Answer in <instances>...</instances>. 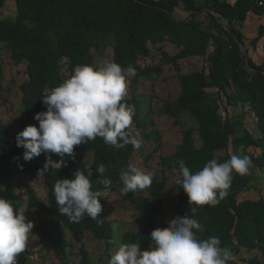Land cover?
Wrapping results in <instances>:
<instances>
[{"label": "trees", "instance_id": "trees-1", "mask_svg": "<svg viewBox=\"0 0 264 264\" xmlns=\"http://www.w3.org/2000/svg\"><path fill=\"white\" fill-rule=\"evenodd\" d=\"M6 1L0 0V10ZM14 1L16 16L13 19L0 17V71L3 68L2 49L6 46L13 63L24 66L25 79L19 85L22 94L19 119L8 123L0 120V198L11 201L15 208L20 209L14 185L4 186L5 181H11L9 177L12 172L43 181L48 203L36 195L31 184L26 185L31 196L30 205L40 209L35 231L43 247L59 257L72 254L75 264H94L84 240L86 234L90 233L106 244L107 254L114 239V220L108 217L107 202L101 192L121 189V170H127L129 165L138 167L133 162L137 150L132 144L117 149L97 137L77 146L75 159L65 156L67 164L60 170L49 169L41 173L45 155L24 162L23 148L17 147L15 142L16 135L26 126H38L34 115L43 111V94L69 78L77 65L96 67L95 51L110 41L113 48L111 60L126 71L134 69L125 98L126 103L134 107L132 135L139 132V136L151 142H159L161 134L153 119L144 115L145 111L148 115V110L138 93L140 78L149 77L152 73L161 74L165 64H172L179 71L181 60L203 59L200 69L178 75L181 88L177 99L180 108L178 114L193 117L197 127L184 128L181 143L175 151L161 158L163 174L158 176L154 171L156 176L153 183L145 189L144 205L138 206L135 192L123 195L124 200L135 204L137 210H142L143 227L136 232H124L121 244L139 243L143 249H148L152 230L167 226L166 220L157 223V217L163 214L166 203L173 206L176 213L172 219L193 215L191 208L194 205H189L182 186H169L165 176V171L178 168L179 160L183 159L190 171L196 172L213 158L223 163L232 155H237L249 158L250 167L260 173L262 186L259 188L254 183L250 169L243 176L234 172L228 195L219 204L196 206L194 218L204 226L203 233H199L198 237H219L221 246L228 247L233 258L241 261L237 263L233 259L229 264H264V71L256 72L264 63H256L248 53L245 64L242 62L239 42L244 44V35L236 27L250 12L263 13L264 0H204L203 3L197 0ZM258 1H263V5L259 6ZM179 11L188 13V17H179ZM194 14L197 15L184 23ZM202 16L203 19H200ZM209 18L212 19L210 24L206 21ZM223 21L232 31L224 27ZM263 32L264 27L260 28L252 45L258 42ZM164 42L173 45L177 51L173 55L162 51L160 64L142 63V59L150 56L151 46L157 47ZM1 98L3 103L8 102L0 91ZM169 106L170 103H167ZM172 113L176 123H179V115ZM81 146L94 153L90 179L93 182L92 190L100 193L102 212L97 219L85 217L74 222L59 213L53 185L59 179L72 178L77 169L87 166ZM156 151L154 147L149 157ZM149 157L145 159L146 162ZM52 158L60 159L55 154ZM99 164H104L106 168L103 176L95 172ZM104 177L113 182L107 189L100 183ZM169 188L175 190V200L169 195ZM252 190H258V199H240L242 194ZM25 216L28 220H35L28 214ZM255 250L261 252L262 258L241 256L243 251ZM19 261L25 264L24 253L19 255Z\"/></svg>", "mask_w": 264, "mask_h": 264}, {"label": "clouds", "instance_id": "clouds-1", "mask_svg": "<svg viewBox=\"0 0 264 264\" xmlns=\"http://www.w3.org/2000/svg\"><path fill=\"white\" fill-rule=\"evenodd\" d=\"M125 71L110 59H104L96 67L77 65L69 78L43 94L46 111L34 115L38 126L28 125L15 137L16 146L24 149V162L44 154L41 173L60 170L67 164L65 156L75 159V148L97 137L117 149L128 144L140 149L139 132L133 136L131 131L134 107L125 101L128 96ZM127 71L134 74V69ZM53 154L60 159L53 160ZM250 163L247 157L232 155L223 163L213 158L201 170L192 172L183 159L179 160L178 168L173 169L175 183L182 186L189 205H194L193 215L172 219L166 227L153 229L148 249H143L139 243L122 244L108 264H229L233 254L228 247L221 246L219 237H198L204 226L194 218L196 206L219 204L228 195L233 173L247 174ZM105 171L104 164L95 169L101 176ZM92 175V168L85 166L83 170L77 169L72 178L55 182L53 191L61 215L74 222L99 217L102 205L100 193L92 190ZM155 176L154 171L145 172L129 165L120 172L121 192L127 194L149 188ZM100 183L107 189L113 182L104 177ZM24 213L23 208L17 209L11 201L0 198V264H17V257L28 246L34 224Z\"/></svg>", "mask_w": 264, "mask_h": 264}, {"label": "rangeland", "instance_id": "rangeland-1", "mask_svg": "<svg viewBox=\"0 0 264 264\" xmlns=\"http://www.w3.org/2000/svg\"><path fill=\"white\" fill-rule=\"evenodd\" d=\"M198 3H203L204 0H197ZM179 17L185 18L188 17V13H184L179 11ZM16 16V4L14 0H7L3 9L0 10V17L6 19H13ZM203 19V16L202 18ZM264 20V18H262ZM205 21V18L204 20ZM209 24L212 22V19L209 18L206 20ZM255 19L253 16H250L247 21L250 24L254 25ZM224 23V21H223ZM247 25V23H246ZM255 34L258 33V28L256 27L254 30ZM4 44L1 45V47ZM2 60H3V68L1 69L0 76V91L1 95L8 99L7 103H3L2 98L0 99V120L5 123L15 121L19 119L20 111L22 109V94L19 89V85L24 81L25 75L24 66L16 65L13 63L10 52L6 46H3L2 49ZM165 51L170 55H173L177 48L169 43H162L157 47L151 46V53L148 58L142 59V63L144 64H160L161 62V53ZM113 58V48L111 42L108 41L104 43L100 49L95 51V65L99 66L104 59H112ZM181 69L179 71L172 64H165L162 68V73L157 75L152 73L149 77L145 76L140 78L139 83L137 85L138 93L140 95L141 100L143 101L146 110H148V115H146L147 111L145 108V116L147 118L153 119L156 129L161 134V140L159 142L148 141L144 136H139L138 139L142 141V146L138 149L133 157V162L138 165V168L147 172L148 170L156 171L158 176L163 174L162 166L160 164V160L163 156H169L173 153L179 143L182 140V131L184 128L192 127L196 129L197 123L193 117H190L186 114H178L179 113V105L177 104V99L180 95L181 88L178 81V75L181 73H190L194 70L200 69L203 66V59L201 57L196 58H187L181 60L180 62ZM127 80H128V89L129 88V80L132 77L130 71L125 72ZM129 91V90H128ZM49 92L47 90L45 94ZM167 103H170V106L167 107ZM41 106L42 110L46 111V107L42 104L41 98ZM169 108L171 111H169ZM177 113L179 115V123H176V118L173 116V113ZM135 124V123H133ZM154 147L157 148V151L149 157V154L153 151ZM252 151L254 150L251 149ZM24 151V149H23ZM81 152L83 159L87 166H91L94 162V153L88 152L86 149L81 146ZM23 154V153H22ZM218 154H225L224 152H218ZM23 156V155H22ZM148 158L146 162L145 159ZM250 167V166H249ZM83 170L84 168H80ZM252 175H254V183L257 187L260 188L262 186V180L259 177L260 173L258 170H254V168H249ZM175 175L176 173L172 170L165 171V176L168 178L169 186L175 187ZM13 185L15 186L17 199L22 204V208H24L25 212L30 217L34 219L36 216L39 217L40 209L36 205H30L31 196L27 191V183L34 185L35 193L38 197L45 199L48 203L47 198V190L45 189V185L42 180L32 178L26 174H20L16 177L13 176ZM169 195L172 199H176L174 194L175 190L169 188ZM123 193L121 189L117 191L105 190L101 192V196L106 200L107 206L106 211L108 217L111 220H114L112 223V229L114 234L113 243L107 254L105 253L106 244L103 241L96 240L90 233H87L85 236V242L89 245V249L91 252L90 259L94 264H108V260L111 255L114 254L121 244V237L124 232L133 231L136 232L143 227V214L142 210H137L135 204L131 203L128 200H124ZM147 195L145 189L135 191V196L137 197L138 206L144 205L145 196ZM142 199H141V198ZM170 198V199H171ZM259 192L258 190H252L249 193L242 194L240 199H258ZM143 209V207L141 208ZM176 215L173 206L169 203L165 204L164 212L162 215L157 217V223L160 224L162 221H169ZM42 217V216H41ZM33 237H37L36 234L33 233ZM75 250V249H74ZM46 253L49 251L45 250ZM54 258L49 254L45 256V263L52 264L55 261V258H58L59 264H75L76 260L74 256L70 253L65 254V256L59 257L55 252ZM242 257L251 258L253 256H257L262 258L261 252L258 250L247 252L243 251L241 254ZM237 263H241L239 258H233ZM55 264V263H54Z\"/></svg>", "mask_w": 264, "mask_h": 264}, {"label": "crops", "instance_id": "crops-1", "mask_svg": "<svg viewBox=\"0 0 264 264\" xmlns=\"http://www.w3.org/2000/svg\"><path fill=\"white\" fill-rule=\"evenodd\" d=\"M250 16H253V18L255 19L254 25H256V26H253L252 24L249 25V23L247 22L249 20ZM262 18H264V12L261 13V14L250 12L248 14L247 18L243 22H241V24L239 23L236 26L244 35V46H245L246 52L248 53L249 57L252 60H254L256 63H258V64H263L264 63V32L259 37L258 42L255 43L254 45H252V40H254L259 35L260 28L264 27V20H262ZM224 23H226V21H224ZM246 23H247V25H246ZM256 27L258 28V33L257 34H255V32H254ZM18 175H20V174H15V173L12 172V174L9 177V179H11V181H9V182L5 181L4 182V186H7L8 184L13 185V183H12L13 180H14L13 176L16 179V177ZM27 184H30V182L28 181ZM32 187H34V185H32ZM14 192H15V195H16V191H14ZM16 198H17V196H16ZM40 199L43 202H45V199H43L41 197H40ZM18 202L20 204V208H22V204L19 201V199H18ZM27 212L28 211H26L24 214L26 215ZM37 217L38 216H36V218ZM36 218H35L34 221L33 220H30V221H32L33 224H34V228H33L32 232L37 235V233L35 231V228L37 226L38 221L36 220ZM33 233L30 236L28 246L26 247L25 251L23 252L24 256H25V264H47L44 261L46 254H49L53 258H54L55 255L52 254V252L46 253V251H45L46 249L43 247L38 235H37V237H33ZM54 263L55 264H59V261H58L57 257L55 258ZM54 263H52V264H54Z\"/></svg>", "mask_w": 264, "mask_h": 264}, {"label": "water", "instance_id": "water-1", "mask_svg": "<svg viewBox=\"0 0 264 264\" xmlns=\"http://www.w3.org/2000/svg\"><path fill=\"white\" fill-rule=\"evenodd\" d=\"M173 17H175V15L172 13V12H169ZM197 14H194L193 16H190L187 20L184 21V23L188 22L189 20L193 19ZM176 19V17H175ZM222 24L224 25V27L228 30V31H232L231 27L226 24V23H223ZM240 45H241V50H242V62L245 64V56H246V49H245V46L244 44L240 41L239 42ZM264 71V67L261 68L259 71H256V72H263Z\"/></svg>", "mask_w": 264, "mask_h": 264}, {"label": "built area", "instance_id": "built-area-1", "mask_svg": "<svg viewBox=\"0 0 264 264\" xmlns=\"http://www.w3.org/2000/svg\"><path fill=\"white\" fill-rule=\"evenodd\" d=\"M257 3L259 6L263 5V1H258ZM17 264H20L19 256L17 257Z\"/></svg>", "mask_w": 264, "mask_h": 264}]
</instances>
